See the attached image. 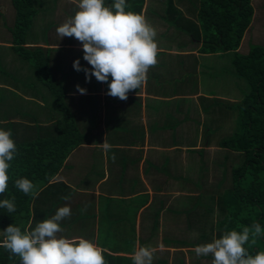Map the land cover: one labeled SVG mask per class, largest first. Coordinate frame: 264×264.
Instances as JSON below:
<instances>
[{
	"label": "crops",
	"instance_id": "1",
	"mask_svg": "<svg viewBox=\"0 0 264 264\" xmlns=\"http://www.w3.org/2000/svg\"><path fill=\"white\" fill-rule=\"evenodd\" d=\"M29 2L34 14L23 29L21 45L46 48L49 70L66 88L65 103L83 138L32 197L25 228H34L58 208L70 206L72 214L61 222L64 231L59 235L92 241L111 257L131 259L136 248L151 246L157 248L153 264H184L183 252L196 246L190 241L183 244V238L176 242L180 225L175 216L182 212L177 207L188 202L187 197L197 196V191L205 192L203 183L209 179L213 157L209 153L207 158L208 149H224L212 139L205 145L203 127L217 125L223 107L219 101L238 100L236 88L235 96L226 98L222 88L230 92V86L223 79L217 84L216 77L209 75L229 51H200L192 0H171L175 11L169 9L172 12L167 14L163 0H126L125 10L142 14L156 30L158 51L146 81L121 101L106 95L108 84L95 77L85 82L84 72L73 68L77 59L82 67H91L83 60L81 43L56 33L78 11L79 0ZM112 3L105 0L106 6ZM16 29L12 0H0V77L2 72L9 75L0 78V129L22 135L32 132L35 124L50 125L59 112L40 89L32 90L38 81L12 40ZM76 85L87 89V94H79ZM32 105L35 108L28 109ZM7 110L12 115H6ZM24 115L31 120L25 122ZM104 139L112 146L108 152L100 145ZM183 231V236L190 235Z\"/></svg>",
	"mask_w": 264,
	"mask_h": 264
},
{
	"label": "trees",
	"instance_id": "2",
	"mask_svg": "<svg viewBox=\"0 0 264 264\" xmlns=\"http://www.w3.org/2000/svg\"><path fill=\"white\" fill-rule=\"evenodd\" d=\"M192 1L191 6L196 11L198 23L194 24V28L196 32L198 29L200 32V51H229L233 73L248 86L241 98L224 102L229 111L224 107L220 108V118L229 116L227 126L220 124L219 118L216 126L206 128L204 125L207 130L203 127V141L208 140L205 145H209V139H212L215 146L238 154L237 163L229 168V185L223 187L217 195L218 216L213 221L210 219L209 232L214 228L213 233L219 238L225 231L239 232L242 231V226L251 227L256 222L264 229V46L250 44L246 53L238 52L242 34L252 18V6L250 0ZM163 3L165 14L172 12L169 9L175 11L171 0H163ZM12 4L17 20V29L12 30V40L18 54L33 69L35 80L51 94L52 105L59 112V117L44 127L35 124L32 132L23 131L22 135L12 132L17 154L10 162L8 187L5 193L0 194V201L15 197L16 211L9 213L6 208H0V242L4 239L3 231L9 225L18 226L22 231L25 229L32 197L50 181L69 151L83 138L65 103L66 88L61 79L55 78L49 70L44 54L46 48H26L21 45L24 42L23 29L29 25L34 9L29 0H12ZM164 18L167 16L164 15ZM224 164V161L218 164L221 165V178L216 186L224 181ZM21 178H27L34 184L31 194L25 195L15 187V181ZM203 193L208 201L213 200L208 193ZM201 196L200 192L195 197ZM204 206H207L205 213L211 214V204ZM204 238L207 241L201 244L212 242V238L205 234L201 236V239ZM197 243L190 242L191 246H198ZM244 247L253 256L264 251V234L253 237L250 233L249 241ZM104 259L106 264H124V260L132 262V259L106 256L105 253ZM210 259L212 260V256ZM0 264H20V259L0 247Z\"/></svg>",
	"mask_w": 264,
	"mask_h": 264
},
{
	"label": "clouds",
	"instance_id": "3",
	"mask_svg": "<svg viewBox=\"0 0 264 264\" xmlns=\"http://www.w3.org/2000/svg\"><path fill=\"white\" fill-rule=\"evenodd\" d=\"M127 7L126 0H114L109 6L105 5V0H79L78 11L56 28L61 39L74 37L81 43L83 60L91 67H82L77 59L73 68L84 72L85 82L95 77L98 82L108 84L106 95L121 101H126L128 92L140 88L146 81L149 69L157 62L158 51L156 30L142 14L126 11ZM109 77L112 78L110 83ZM75 87L79 94H87V89L80 85ZM100 145L105 152L112 148L105 139ZM16 154L12 132L0 129V194L8 187V170ZM112 159L115 161V156ZM15 187L29 195L34 184L21 178L15 181ZM14 200L15 197L0 201V208L15 212ZM71 214L70 206H63L51 218L37 222L34 228L22 231L18 226L9 225L3 231L0 247L18 256L20 264H106L105 250L92 241L59 235L64 231L61 222ZM250 233L259 237L264 229L256 222L251 227L242 226L239 232L225 231L219 238L214 234L212 242L198 245L193 251L198 258L211 255V264H264V251L253 256L244 247ZM155 252L151 246L136 248L131 254L133 264H153Z\"/></svg>",
	"mask_w": 264,
	"mask_h": 264
},
{
	"label": "rangeland",
	"instance_id": "4",
	"mask_svg": "<svg viewBox=\"0 0 264 264\" xmlns=\"http://www.w3.org/2000/svg\"><path fill=\"white\" fill-rule=\"evenodd\" d=\"M250 4H251L252 10H253L252 18H251V21L249 22L248 27L246 28V30L242 34V37H241V40L239 43V47H238V52L242 53V54L247 52L248 46L250 44H257V45L264 46V0H250ZM225 54L226 55H224L223 57H220V59H219V63L216 66V67H218V69L215 71L213 70V72L209 73V75L212 78L216 77V79L218 80L217 84H219V82H221V80L223 79V83L225 82V86H226V84H228L230 86V92H225V89L222 88L223 94L226 98L228 96H230L231 98L233 97V95L235 96V94L232 93V90H233V88H236V90L238 91L236 99H239L242 97V95L246 91V89L248 90V86H247L246 82L243 81V79H241L239 76H236L233 73L234 68L230 64V62L227 60V58L230 59V52H226ZM5 76H9L8 73L2 72L0 78H3ZM26 81L29 82L28 80H26ZM35 84H36V86L32 90H36V89L39 90L40 89L43 92L44 98L49 97L50 100L52 99L51 94H49V92L45 89V87L43 85H40L39 82H36ZM48 102H50V101H48ZM217 102H218V100H217ZM219 103H221L222 106L226 110L229 111V108H227L226 103H224L222 101H219ZM53 106L54 105L51 104L52 109H54ZM2 107H3V105H0V108H2ZM4 107H7V106H4ZM32 108L34 109L35 105H32L31 107L29 106L28 109H32ZM6 112H7L6 115H12V113L9 112V110H7ZM27 112L31 113L30 110H28ZM34 114H35V112H34ZM56 116L59 117V113L58 114L56 113ZM22 119L25 122H27L26 119H28V116L24 115L22 117ZM41 119L46 120V118H44V116H42ZM28 120H31V119H28ZM228 120H229V116L228 117H221L220 118V124H222V125L225 124L227 126L229 124ZM42 121L40 123H42ZM31 123L34 124L35 121H32ZM40 126L44 127L45 125H40ZM205 127L209 128L208 125ZM223 129H225V127ZM209 151H211V150L208 149L207 158L209 157V153L213 154V157H212V161L210 160L211 161L210 162L211 168H210V171L208 172L209 179L207 180V182L203 183V185H204L205 193H208L209 196H212L213 200L208 201L207 198L204 196V193L202 192V190L197 191V192L193 191V192H196L198 194L201 192L202 196L200 198H197V197L188 198L187 197L188 202L185 200L183 205H181L180 207H177V210H182V212L181 213H180V211L176 212V216H175V218H177V223L180 225V226H177V230H178L177 233L178 234H177L176 242L179 239L183 238L184 242H186V241H190V242L197 241L198 242L197 245H202L201 243L207 241L205 238L201 239V236L203 234H205L206 236H209L210 238H212L214 235L213 231H215V229L214 228L210 229L211 230V233H210L209 232L210 227L208 228V226L210 225V219L213 221L218 216V214H217V212H218V210H217V198H218L217 195L223 187L229 185V168H230V166L235 165L237 163L238 154L235 152H232L228 149H212L211 152H209ZM224 155H226V157ZM223 157H225V158L223 159ZM222 161H224V163H225L224 164V173H223V176H224L223 180L224 181H222L219 186H216V184L218 183V180L221 178V176H220L221 175V173H220L221 165H218V164ZM177 186H179L178 183H177ZM207 204H209V206L211 204V207H212L211 214H209V212L205 213V211H206L205 209L207 208V206L205 207L204 205H207ZM190 205H192V206H190ZM202 210L204 211V213ZM184 229H187V232L190 233V235H187V237L183 236V234H182L185 232V231H183ZM154 245H156V244L154 243ZM193 249H186L183 252V254L186 256V258H184V264H211V261H212L210 259L211 255L198 258L196 256V254L194 253Z\"/></svg>",
	"mask_w": 264,
	"mask_h": 264
}]
</instances>
